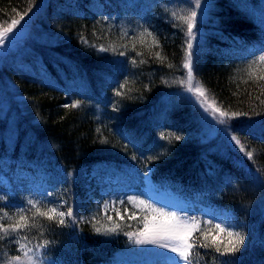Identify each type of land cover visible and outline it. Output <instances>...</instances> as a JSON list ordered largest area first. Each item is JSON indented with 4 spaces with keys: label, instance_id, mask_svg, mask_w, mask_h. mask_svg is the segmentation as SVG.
Returning <instances> with one entry per match:
<instances>
[{
    "label": "trees",
    "instance_id": "1",
    "mask_svg": "<svg viewBox=\"0 0 264 264\" xmlns=\"http://www.w3.org/2000/svg\"><path fill=\"white\" fill-rule=\"evenodd\" d=\"M192 10V54L199 46L193 75L218 107L250 113L219 124H231L252 161L225 140L200 138L202 112L184 90L187 24L177 18ZM25 11L27 33L0 58V216L7 213L0 223L23 214L36 227L0 240V264L24 236L28 247L51 242L42 250L45 264H109L132 245L125 233L140 225L97 233L95 222L58 226V217H33L27 176L18 174L41 169L67 183L71 172L102 161L135 162L155 190L229 214L245 245L230 257L199 249L194 264H264V116L255 115L264 112V80L257 79L264 63L253 66L252 77L248 70L264 44V0H207L200 9L195 0H0V28ZM144 29L152 35L139 37ZM101 45L110 50L99 51ZM75 100L80 107H64ZM66 195L54 188L36 201L42 211L65 209Z\"/></svg>",
    "mask_w": 264,
    "mask_h": 264
},
{
    "label": "snow or ice",
    "instance_id": "2",
    "mask_svg": "<svg viewBox=\"0 0 264 264\" xmlns=\"http://www.w3.org/2000/svg\"><path fill=\"white\" fill-rule=\"evenodd\" d=\"M205 6L206 0H195V9H200L201 7L205 8ZM29 11H31V9H29ZM29 11L19 13L18 19H12L7 27L0 28V47L4 46L6 41L15 35L18 26H20L22 21L25 20V17L29 15ZM172 15L176 16V13L173 12ZM177 18L187 24L188 41L186 42V53L182 65L184 69H187L186 90L196 98L203 111L209 113L220 124H225L226 121L238 120L241 117H249V112H229L223 110L217 106L214 100L209 99L206 90L199 83L194 85L191 41L195 39L194 29L197 24L198 12L192 10L189 15ZM145 34L148 36L152 35L151 32L144 29L143 32L139 33V37H143ZM125 35H127V33H125ZM84 43H87V41H84ZM141 43H143V40H141ZM98 50L101 52H107L110 49L101 45ZM111 50L115 51V49ZM260 51L262 54L259 55L257 60H253L248 64L250 77L255 75L253 66L258 63H264V44H262ZM119 55L125 56V52H120ZM158 55L159 53H157V56ZM122 63H124V61H122ZM132 63L135 64V60H133ZM257 79L264 80V75H260ZM126 83L127 81L120 84V89H123ZM179 83L184 84L185 81L181 80ZM115 94L118 96L125 95V93L120 90H117ZM81 103L82 101L75 100L71 104H65L64 107L78 108ZM261 103L264 104V101H261ZM113 107L115 109L116 105H113ZM255 115L264 116V112H256ZM230 127L231 124L225 129L226 135H228V129ZM97 131L99 132L100 130L97 129ZM160 135L163 139L170 140V137L166 136L164 133H161ZM170 136L174 137L176 141L184 139L182 135H177L175 133H171ZM229 139L230 142H233L234 145L239 147V151L244 153L249 161L253 160V151H246L245 145L242 144L235 135H230ZM145 179H147V174H145ZM262 183H264V181H262ZM48 195H51V193H48ZM4 199H6V197L0 196V200ZM137 201L138 203L136 206H143V208L147 209L151 215H146L143 218V227L138 232H128L125 234L136 244H159L160 247L165 248L169 253L174 254L173 256L177 258L178 264H194L193 253L196 252L197 255H199V249L210 250L220 257H230L235 256V254L240 252L241 248L245 245V234L240 231H235L232 225L223 220L213 224V219H219L214 214H210L213 217L212 219L203 222L205 227L202 228L201 220L194 216L189 217L183 212L170 211L164 207H157L155 204L139 199L138 197H128L129 203H136ZM27 203L35 209L33 217L38 215L47 218L48 221L57 220L58 217V226H67L69 221H71L72 225H75L78 222L75 211L72 207H69L66 212L58 210L61 205L52 207L47 211H42L38 206L40 203L39 201L28 200ZM121 203H123V201H121ZM19 211L23 213L25 209L21 208ZM116 215L120 220L124 219L118 211L116 212ZM5 217H7L6 212L0 216V220H3ZM131 218L136 219L135 214H133ZM106 219L107 221H113L111 215H107ZM93 220H95V218H93ZM96 224H99V221H95L93 224L94 231L97 233H115L121 227V225L116 222H112L111 226L104 224L97 227ZM209 225H211V227H208ZM33 227H36L35 223L33 222L32 224H29V218L21 214L15 223H9L7 226H5L4 223H0V233H3V235H0V240H4L5 237H12L14 234L19 236L22 230ZM213 232L216 234L212 235ZM221 234H223V238H221ZM20 239L27 241L26 236L20 237ZM20 239H16L13 242L18 244L22 256L15 255L8 258L7 264H45L42 250L46 249L51 242L44 240L42 243L36 244L34 247H28L27 242L21 243ZM195 264H199V260H196Z\"/></svg>",
    "mask_w": 264,
    "mask_h": 264
},
{
    "label": "rangeland",
    "instance_id": "3",
    "mask_svg": "<svg viewBox=\"0 0 264 264\" xmlns=\"http://www.w3.org/2000/svg\"><path fill=\"white\" fill-rule=\"evenodd\" d=\"M30 20L31 16L25 17V20L18 26L15 35L6 41L4 46L0 47V58L4 57L15 46L16 42L27 33ZM202 30V28H199L198 32H202ZM198 48L199 46L196 44L193 46V55ZM193 83L194 85L199 83L195 77ZM186 87L184 89L185 92L196 102L202 112L200 138H218L234 145L229 139L230 135H234L232 130L228 129V135H226V128L221 126L219 122L217 123L216 119L209 113L203 111L199 102L186 90ZM206 94L208 95L207 92ZM209 99L212 100L210 97ZM4 162L8 163L7 160H4ZM3 171L4 173H8L7 170ZM18 174L21 178L25 176L28 178L25 182V196L28 200L36 201L41 193H46L48 190L54 188H58L61 192H67L66 200L64 201L67 207L65 209L59 208L58 210L66 212L69 207H72L79 224L99 221L103 225L108 224V226H111L112 222H116L121 226L140 225L142 228L143 218L146 215L150 216L151 213L147 209H144L143 206L137 207L138 201L136 203H129L128 197H138L155 204L157 207L183 212L189 217L194 216L201 220L202 228L205 227L204 221L213 218L206 209L201 211L191 210V213H189L188 211L190 210L183 209V206H185L184 202L166 192H156L142 175L140 167L135 162L119 166L107 162H99L88 168L82 167L68 175L66 178L67 183L60 182L57 175H51L40 169L34 172L23 170ZM30 177H34L35 179L32 180ZM31 190L35 191L34 196L31 195ZM60 202L62 203V201ZM117 211L124 217L123 220L117 217ZM133 214H135L136 219L131 218ZM107 215H111L113 221H107ZM228 215L224 211L217 213L215 216L219 219H213V224L223 220L232 225ZM208 227H211V225ZM215 234V232L212 233V235ZM221 238H223V234H221ZM16 255L22 256V252L19 250ZM173 255L167 249L160 247L159 244H136L133 242L130 247L119 252L109 264H178L177 258Z\"/></svg>",
    "mask_w": 264,
    "mask_h": 264
}]
</instances>
